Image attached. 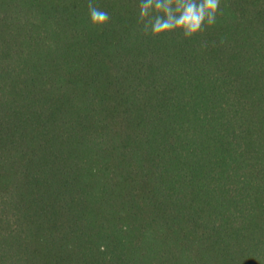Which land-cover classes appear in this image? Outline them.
I'll return each mask as SVG.
<instances>
[{
  "label": "trees",
  "instance_id": "16d2710c",
  "mask_svg": "<svg viewBox=\"0 0 264 264\" xmlns=\"http://www.w3.org/2000/svg\"><path fill=\"white\" fill-rule=\"evenodd\" d=\"M94 3L0 0V264H264V0Z\"/></svg>",
  "mask_w": 264,
  "mask_h": 264
},
{
  "label": "clouds",
  "instance_id": "9594fccd",
  "mask_svg": "<svg viewBox=\"0 0 264 264\" xmlns=\"http://www.w3.org/2000/svg\"><path fill=\"white\" fill-rule=\"evenodd\" d=\"M139 23L144 35L154 38L174 32L191 39L213 26L220 0H139ZM90 22L100 31L109 24L110 14L94 0L87 4Z\"/></svg>",
  "mask_w": 264,
  "mask_h": 264
}]
</instances>
